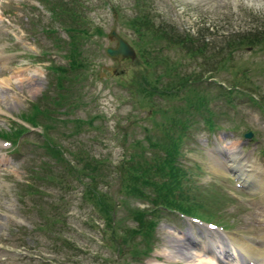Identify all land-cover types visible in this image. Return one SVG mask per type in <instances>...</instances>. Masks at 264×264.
I'll return each mask as SVG.
<instances>
[{
  "label": "rangeland",
  "instance_id": "374dc122",
  "mask_svg": "<svg viewBox=\"0 0 264 264\" xmlns=\"http://www.w3.org/2000/svg\"><path fill=\"white\" fill-rule=\"evenodd\" d=\"M49 2L58 5L60 18L47 8ZM61 3L78 13L79 23L74 24L72 15L58 9ZM142 15L151 17L155 25L163 22L194 36L203 31L208 43L204 49L218 53L228 50L225 42L230 33L262 26L264 0H0V130L27 124L20 115L32 111V104L38 103L42 111L50 112L45 118L52 124L49 134L60 144L58 148L67 160L62 165L47 151L41 127L27 124L30 130L16 146L0 138V264H128L130 253L122 256L108 239L113 235L104 225V216L82 199L90 180L74 172L78 164L72 154L107 157L110 163L98 176L97 189L109 194L105 196L107 201L115 202L113 219L122 221L123 226L133 225L127 219L126 208L119 204L122 195L115 167L129 150L124 140L142 138L145 127L150 126L149 112L138 104L141 94L125 83L133 75L132 67L122 61L114 63L105 47L116 46L115 40L108 37L115 27L135 49L133 42L140 38L132 20ZM65 26H76V32L84 29L91 36L81 39L83 43L77 39L80 57L88 61H83L86 65L77 76L76 71L69 70L61 77L58 70L52 69L53 65L67 66L63 54L71 47ZM163 44L159 47L168 62L175 63L180 77L205 68L199 65L198 57ZM234 50L224 53L222 62L214 64L213 73L203 74H209L213 82L212 86H202L209 88L208 104L215 112L218 128L214 133L207 132L204 120L196 116L198 122L190 129L193 138L183 146L179 157L183 166L192 169L196 184L215 190L213 197L201 192L199 199L207 205L204 209L210 211V221L225 227L208 228L207 221L200 224L179 212H165L155 228L152 252L132 264H188L192 258L184 252L185 246L218 264L208 250L207 240L211 237V242H218L219 233L248 239L258 249L264 244V184L253 176L248 179L253 188L247 183L237 188L233 172L226 174L213 167L214 158H226L223 153L233 151L264 170V106L259 107L246 95L252 94L264 105V45H243ZM243 82L245 92L233 94L230 106L219 87ZM64 95L68 102L63 108L60 104L66 102ZM171 103L178 104L179 100L173 97ZM75 117L92 122H84L76 130ZM248 130L253 136L245 140ZM49 165L56 166L51 175L58 186L33 178L43 169L46 173ZM30 185L39 193H30ZM41 213L56 216L64 223L57 222L56 230L48 232ZM187 232L190 238L182 240Z\"/></svg>",
  "mask_w": 264,
  "mask_h": 264
},
{
  "label": "trees",
  "instance_id": "16d2710c",
  "mask_svg": "<svg viewBox=\"0 0 264 264\" xmlns=\"http://www.w3.org/2000/svg\"><path fill=\"white\" fill-rule=\"evenodd\" d=\"M45 5L52 11L55 18H60L57 10L58 5L53 2ZM59 7L58 9L61 11L73 16L71 17L74 24L79 23V15L76 11L69 10L70 5L66 3L63 6L61 3ZM132 23L139 33L140 40L133 42L136 44L135 49L138 55L136 59H124L122 61L125 66L128 63L132 67L130 74H133L125 83L130 89L134 88L141 94L142 98H139L138 104L149 112L147 118L150 119V126L145 127L143 137L140 139L135 138L129 141L124 137L125 142L123 143L128 145L130 151L128 150L122 155L120 163L115 167V172L118 173L117 177L120 183L118 192L122 195L119 204L120 206L124 205L127 219L132 221L133 225L123 226L122 221L113 219L112 213L116 207L115 202L107 201L106 197L109 194L99 193L97 189V178L102 174L103 167L110 163L107 157L97 158L76 152L72 154L75 159L74 163L78 164L77 166L72 163L74 172L81 173L90 180V184L84 188L85 196L82 199H86L91 204L89 206L93 205V209L98 210L100 216H104V225L107 226V230L111 229L113 235L108 239L114 243L115 247H118L117 249L122 256L127 252L130 253L131 258L127 261L128 264H132V261L135 262V260H141L142 256L146 257L152 251L154 236L156 235L155 228L159 225V217L165 212H180L185 216L192 215L206 221L211 220L212 215L209 213L210 211L204 209L207 205L202 199H199V194L203 192L205 196L213 197L215 190L209 188L210 186L201 188L200 185L196 184V179L191 175L192 169L183 166L179 159L184 149L183 146L187 145L186 143L193 138L190 137V132H192L190 129L198 122L196 116H200L199 119L204 120L205 125L203 126L208 132H214L219 126L214 120L215 112L208 104L210 102L209 88L207 90V87L202 86V84H206L208 87L209 85L212 86L213 82H210L211 76L209 74H205L206 76L203 74L205 71L213 73L216 66L214 64L219 65L226 52L233 53L234 49L242 48L243 45L251 48L253 46L263 47L264 45V23L262 26L249 31L230 33L227 39L224 38L227 40L225 45L228 50L221 49V53H215L208 48L204 49L208 43H206L205 35L201 33L203 31H199V35L194 36L189 32L174 29L170 24H162L163 22L155 25V22L148 15L145 17L144 15L136 16ZM65 30L70 37L68 42L71 47L63 54L67 66L53 65L52 69L58 70L57 73L61 77L69 70L76 71L74 75L77 76L86 65L85 62H88L80 57L78 40L83 43L81 39H87L91 36L85 34L84 29L76 32V26H65ZM162 42L165 48L177 46L192 57H198L199 60L201 59L199 65H205V68L201 69L200 73L196 72L197 74L194 75L188 73L180 77L181 74L175 69V63H169L162 52V46L159 47ZM244 86V82L242 85L221 84L219 89L222 98L230 106H233V94L237 96L240 92H245ZM246 95L259 107L264 106L263 102L254 99L252 94L246 92ZM173 97L179 100L178 104L171 103ZM62 98L66 102L60 106L64 108L68 100L65 95ZM157 98L162 99L163 102H159ZM137 99L138 97L135 98L136 101ZM158 103L161 104L158 105ZM262 110L264 111V108ZM49 113L47 109L42 111L38 103H34L32 104V111L24 112L20 118L32 127H42L41 136L43 144H45L44 147L53 155L55 160L62 161V165H65L67 160L63 154L64 151L58 148L60 144L54 142L53 137L49 134L52 124L45 120L49 117ZM74 121L78 122L75 127L76 130L84 122L89 124L92 122L91 120L85 121L80 117H75ZM29 130L26 124L20 123L9 130L1 129L0 136L9 141L12 146H16L21 136ZM47 167L51 169L47 168L46 173L43 169L41 175L37 174L36 178L33 176L34 180H44L46 184L58 186L59 183L58 181L55 182V176L51 175L54 172L52 168L56 166L49 165ZM71 167L72 165H69L68 169ZM30 186L32 187V185ZM28 191L32 194L39 193L37 187H32ZM132 200L143 205L131 203ZM40 215L41 218L45 219V229H48V232L56 230L57 222L64 223L56 216L49 217L47 213ZM61 239L63 240V238Z\"/></svg>",
  "mask_w": 264,
  "mask_h": 264
},
{
  "label": "bare ground",
  "instance_id": "6f19581e",
  "mask_svg": "<svg viewBox=\"0 0 264 264\" xmlns=\"http://www.w3.org/2000/svg\"><path fill=\"white\" fill-rule=\"evenodd\" d=\"M240 154H241L240 152H236L235 154V152L233 151H230L226 154L223 153L224 157L226 158H220V157L214 158L213 167L215 168V170H219L220 172L226 173V174L230 170L234 171L236 175H238L239 179L243 183H247V184L249 183L248 179L250 181V178L256 177L258 179L257 182L262 183L260 185H263L264 184V170L261 168L260 165L257 166L253 160L248 161L246 160V158H243L244 156H241ZM261 189H264V188H261ZM190 234L191 233L187 232L186 238H183L182 240L190 238ZM219 237L221 238L219 241L220 243H213L209 241V244H208V247H209L208 250L211 251L212 256L216 258L218 264H250L252 261H255L252 264H264V244H262L261 249H258L254 245L250 244L248 239H244L237 235L229 236L226 234L219 233ZM183 250L186 254H188L190 258H192V261H188V264H215V263H211L210 261L211 259L208 260L205 257H203L202 254L191 252L190 250H188L187 246H185ZM230 250L233 253L230 252ZM218 254L219 255L223 254V257H219ZM196 256H198L199 258V260L197 261H195ZM227 256H230L231 260ZM239 256L241 258V261H239L238 259ZM232 257L234 259H232Z\"/></svg>",
  "mask_w": 264,
  "mask_h": 264
},
{
  "label": "water",
  "instance_id": "95a60500",
  "mask_svg": "<svg viewBox=\"0 0 264 264\" xmlns=\"http://www.w3.org/2000/svg\"><path fill=\"white\" fill-rule=\"evenodd\" d=\"M108 35L109 38H113L116 41V46H107L105 48V53L109 58L120 61L124 58L134 59L137 56L132 45L126 39L124 40V38L116 32L115 28H112ZM113 68L114 67L110 68V73H113ZM244 134L245 140L253 135L251 131H247Z\"/></svg>",
  "mask_w": 264,
  "mask_h": 264
}]
</instances>
